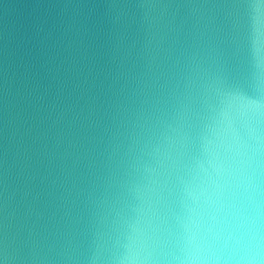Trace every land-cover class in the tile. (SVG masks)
<instances>
[{"label":"clouds","instance_id":"9594fccd","mask_svg":"<svg viewBox=\"0 0 264 264\" xmlns=\"http://www.w3.org/2000/svg\"><path fill=\"white\" fill-rule=\"evenodd\" d=\"M0 264H264V0H0Z\"/></svg>","mask_w":264,"mask_h":264}]
</instances>
